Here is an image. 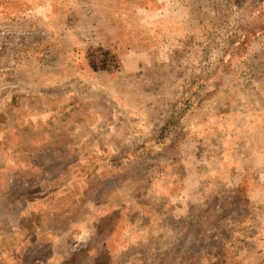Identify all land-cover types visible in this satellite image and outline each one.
<instances>
[{"label": "rangeland", "instance_id": "1", "mask_svg": "<svg viewBox=\"0 0 264 264\" xmlns=\"http://www.w3.org/2000/svg\"><path fill=\"white\" fill-rule=\"evenodd\" d=\"M0 264H264V0H0Z\"/></svg>", "mask_w": 264, "mask_h": 264}]
</instances>
